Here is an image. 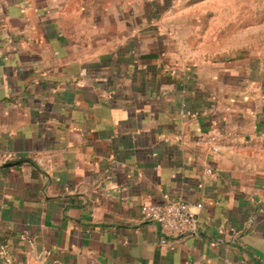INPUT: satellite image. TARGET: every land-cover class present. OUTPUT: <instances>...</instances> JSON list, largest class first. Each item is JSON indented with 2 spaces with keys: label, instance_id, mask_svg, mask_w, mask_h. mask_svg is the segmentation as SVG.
Returning <instances> with one entry per match:
<instances>
[{
  "label": "crops",
  "instance_id": "obj_1",
  "mask_svg": "<svg viewBox=\"0 0 264 264\" xmlns=\"http://www.w3.org/2000/svg\"><path fill=\"white\" fill-rule=\"evenodd\" d=\"M190 1L0 0V264H264V72L174 40Z\"/></svg>",
  "mask_w": 264,
  "mask_h": 264
},
{
  "label": "rangeland",
  "instance_id": "obj_2",
  "mask_svg": "<svg viewBox=\"0 0 264 264\" xmlns=\"http://www.w3.org/2000/svg\"><path fill=\"white\" fill-rule=\"evenodd\" d=\"M190 8L181 21L198 29L175 33L174 40L205 44L206 51L228 56L230 66L244 74L264 72V0H209Z\"/></svg>",
  "mask_w": 264,
  "mask_h": 264
},
{
  "label": "built area",
  "instance_id": "obj_3",
  "mask_svg": "<svg viewBox=\"0 0 264 264\" xmlns=\"http://www.w3.org/2000/svg\"><path fill=\"white\" fill-rule=\"evenodd\" d=\"M213 150L219 149L218 136L210 135L202 138ZM208 172H212L211 169ZM202 208V203L196 204ZM141 212L145 220L157 223L161 226L165 237L162 242L170 243L171 238L187 232H194L197 228V212L191 204L183 199H174L166 203H146L141 206Z\"/></svg>",
  "mask_w": 264,
  "mask_h": 264
},
{
  "label": "trees",
  "instance_id": "obj_4",
  "mask_svg": "<svg viewBox=\"0 0 264 264\" xmlns=\"http://www.w3.org/2000/svg\"><path fill=\"white\" fill-rule=\"evenodd\" d=\"M197 1H200V0H191L190 3H195Z\"/></svg>",
  "mask_w": 264,
  "mask_h": 264
}]
</instances>
